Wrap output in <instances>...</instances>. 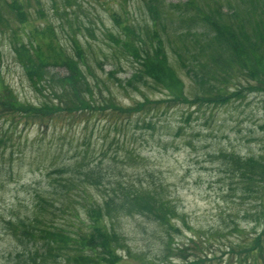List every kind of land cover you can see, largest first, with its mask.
<instances>
[{
  "label": "rangeland",
  "instance_id": "374dc122",
  "mask_svg": "<svg viewBox=\"0 0 264 264\" xmlns=\"http://www.w3.org/2000/svg\"><path fill=\"white\" fill-rule=\"evenodd\" d=\"M54 1L56 0H43V11L54 23L59 40L70 49L71 42L64 37L66 19H64V14L60 15L62 12L55 15ZM165 1L168 4L177 5L179 3L181 5L186 0ZM210 2L214 3V0H210ZM113 10L119 12L123 19L127 18L135 25L146 23V14L140 0H120L117 4L113 0H106L102 5L100 2L96 3L92 0H81L79 8L74 6L68 12L70 19L77 15L79 21H84L88 29L84 32L85 46L91 47L90 50L94 49V54L103 52L101 53L103 62L102 54L114 52L116 49L109 37L105 35L108 31H116V24L111 19ZM34 19L39 24H43L45 21L40 19L36 13H34ZM176 25V23H171L169 27L171 41L177 40ZM243 25L248 28L245 18ZM2 51H4L2 74H4L6 81L13 86L23 101L37 102L41 95L37 94L32 85L28 83L25 73L15 61L9 46L4 45ZM115 63L116 68H119L118 62ZM113 64L112 61L104 62L102 64L103 69L99 68L96 62L91 65L102 80H108L109 74L114 68ZM121 64L124 71L118 72L116 77L125 81L130 77L131 68L125 66L123 60H121ZM55 71L63 72V74L66 72L64 69H56ZM238 73L237 70L236 74ZM183 79L189 84L188 77ZM111 82L116 83L115 80H111ZM263 116L260 102L256 96L242 101H232L225 107L210 110L206 113V119L210 121L209 125H206L205 114L202 118L194 117L188 122H184L185 118L180 120V117H183L182 111L170 115L168 120L169 131H164L161 139V145L166 147L168 153L165 151L166 155H164L155 151L153 153L154 159L148 163L159 170L158 173L168 180L170 186L165 187L166 183L164 182L149 191H145L144 195H148L147 202L152 204L161 203L167 198L172 199L174 205L178 203L182 212L187 214V221L190 224L180 215L179 218L183 224L182 233L174 235L170 239V236L165 235L163 229L151 220L143 219L141 216L131 218L117 215L119 218L116 219L112 227L121 232L124 247L127 249L126 252L128 249L131 250L132 259L144 260L148 264H166V260L176 251L169 252L165 245L169 242L173 248L184 247V245H188L187 242L191 234L197 231L198 242L202 237L212 242V244H206V251H204L206 253H199L195 249L196 246L190 244V249L181 251L180 256L190 253L198 259L197 263L199 264H233L236 261L239 264L238 254L242 251L238 245L236 252H232L231 248L228 247L231 242L225 240V235L228 233L227 227L233 223L231 220L235 222H238V219L241 220L244 213L249 212L250 215H255L260 207L264 206V193L256 194L253 192L248 196H246L247 193L244 195L240 186L242 182L237 177L226 173L225 169L221 172L220 164L208 162L206 154L215 150L228 149L243 155L264 156V130L261 129L264 124ZM180 121L184 122L185 135L178 137L176 143H171L175 138L174 128L180 124ZM131 123L135 122L132 121ZM128 124L130 123L128 122ZM127 130L128 126L120 125L122 135L117 136L119 143L112 146L115 148L113 155L121 149L125 151L124 141L127 137ZM28 131L27 136L25 134L21 136L22 141H24L20 145L21 151L13 156H9L10 153L7 151V166L2 163L1 167L6 166V168L0 169V215L3 216H9L12 212L28 210L31 212L33 205L31 195L37 194V191L40 194L42 189H50L48 181L44 180L46 178L45 173H40L41 167L53 164L57 168H72L77 164L74 161L83 158V156H78L74 158V161L72 159L67 160L68 145L57 147L56 144L50 142L53 140L52 131L48 135L40 136L38 130ZM132 134L134 135V133ZM53 135L58 136V134ZM70 135L71 139L76 140L79 132ZM11 140L13 141V148H17L20 142L19 133H15ZM67 141H69L68 138ZM191 141H194L195 147L184 148L185 144ZM118 155L123 157L124 153L121 152ZM142 176L141 171L132 176L130 181H136ZM227 184L228 187L236 184V192H224L223 189L226 188ZM135 196L138 200L140 194L136 193ZM139 211V208H135L131 215ZM61 222L72 229L73 225L67 218H63ZM81 225L83 228H87V223L84 220ZM244 228L245 226H242V229ZM249 230L250 228H246V232H244L245 239L256 234V232ZM237 238L233 237L232 239L236 241ZM14 247L15 244L11 238L0 233V259L3 264L10 262L8 261L9 253L14 250ZM208 254H210V259H207ZM181 258L182 260L177 262L185 263L186 258ZM136 264L143 263L136 262ZM248 264H252L250 260Z\"/></svg>",
  "mask_w": 264,
  "mask_h": 264
},
{
  "label": "trees",
  "instance_id": "16d2710c",
  "mask_svg": "<svg viewBox=\"0 0 264 264\" xmlns=\"http://www.w3.org/2000/svg\"><path fill=\"white\" fill-rule=\"evenodd\" d=\"M197 1L190 0L189 6L196 7L199 4ZM1 2L2 0H0V4ZM234 2L238 5L235 6L231 0H226L227 5L234 12L232 16L223 12V0H216L213 6L206 3L207 9L205 13L207 17L201 13L198 20L202 23L206 22L209 25L208 28L212 27L213 30H216V38L208 47H205L203 46L205 42L200 38L201 34H190L189 43H191L194 49L198 47L199 51L192 54L189 60H186L184 57V52L175 51V53L182 66L186 68L187 73L195 80V83L202 87L208 85L206 87L207 92L216 90L214 83L220 84L222 87L230 84L232 78L236 77L235 74L238 70L239 73L246 74V86L249 89L264 93V6L259 5V0H234ZM6 4H11L10 7L18 10L17 16L21 18L22 23L27 20V16L23 10L25 5L21 0H11L10 3ZM171 7L173 8V5ZM165 9L162 0H146V10L153 18L155 28L157 29H160L161 21L159 19ZM241 14H245V16H238ZM244 17L251 24L250 29L245 28L243 25ZM121 26L123 28L122 35L125 34V38L121 39L120 36H113L112 40L114 43L123 46L124 51H128L130 56L135 57V64L138 69L134 78L151 77L157 84H160V87L168 89L169 92L173 94L182 93L183 83L176 77L169 65L160 34L155 30L153 32V37L157 40L158 47L153 46L152 50L150 47L146 48L143 46L142 52H139L140 48H137L135 45L138 36L133 37L134 27L129 26L125 28L122 23ZM13 33L15 34V32ZM45 33L46 31H43V34ZM189 50L190 48H187V52ZM77 58L79 61L71 56L59 53V64L64 65L69 71V75L66 77H59L58 74L53 72L51 74L45 72V68L43 71L44 61H42L39 55H37L35 61L30 58L28 59L30 64H27V72L35 90L42 95V101L35 106L22 104L16 96H13L14 93L9 85L5 83V79L0 72V108L4 110V114L6 113L7 117H13L17 114L26 120L56 125L58 122L72 115L73 112L83 110L82 107L89 105L84 95L87 93L93 95V92H91L90 80L81 65L86 67L91 78H98L96 73L93 74L92 70L88 67L91 60L88 51H84L83 48L78 50ZM93 58L98 62L96 56H93ZM99 65L101 64L99 63ZM103 85L108 88L106 81ZM45 90L50 91L48 95L44 93ZM240 95L241 93L237 92L232 96L239 97ZM208 99L217 103L221 98L212 97ZM223 99L225 98L223 97ZM230 161L227 166L232 168V170L235 169V174L241 177L243 182L242 190L245 193H264L263 157L260 159H243L233 155ZM56 185L58 186H53V192L49 194L50 196H62L61 189L64 191L62 188L63 184ZM147 196H142L140 198L141 201L145 202ZM48 201V199L42 201V205L49 215L52 216L53 222L47 223L46 229L42 230L39 227L40 220L37 218L28 222H20L21 226L18 230L23 236H28L29 234L32 238L31 240L39 239L42 242V245L35 253L36 256L34 258L31 257L29 261L33 263L39 260L37 264H119L117 263V257L109 247H102V254H85L83 252L72 251L75 247L84 251L85 246L80 243L81 240H75L56 226L58 219H56L55 212L59 209L56 207L59 204L57 199H55L51 205L52 208H50ZM255 216L256 218H264V208ZM233 228H235L233 232L241 234L237 225H234ZM14 234L20 237L18 234ZM206 242L210 243L207 240ZM204 244L205 242H200L198 246L203 247ZM231 245H239V248H241L242 253L238 254L239 264H248L249 260L252 264H263V238L244 240L242 237L241 240V236H239V243L232 242ZM22 251L25 252L24 249ZM91 251H95V249H91ZM17 257L18 259L19 257L23 258V255L20 254ZM26 263L28 264V262Z\"/></svg>",
  "mask_w": 264,
  "mask_h": 264
}]
</instances>
